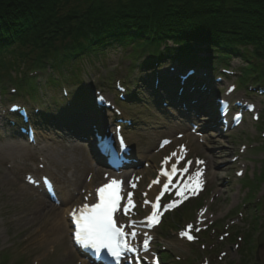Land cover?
<instances>
[{
    "label": "rangeland",
    "instance_id": "1",
    "mask_svg": "<svg viewBox=\"0 0 264 264\" xmlns=\"http://www.w3.org/2000/svg\"><path fill=\"white\" fill-rule=\"evenodd\" d=\"M169 45L172 43L169 42ZM132 50L131 46L108 47L106 55L100 59H84L79 62L80 70L76 71L79 72L76 78L69 77V72L52 73L46 69L35 75V92L28 88L20 89L12 82H0V252L6 256L5 261L0 255V263L76 264L80 257L70 240L71 228L65 210L82 203L88 188L83 184L73 186L72 182L82 177L94 187L103 181L101 171L98 170L99 178L89 172L93 162L87 141L93 138L94 127L91 122L97 119L98 114V108L93 107L92 103L87 105V117L80 119L82 133H86V137L79 136L81 133L70 134L67 127H43L39 119L37 147L27 145L25 139L17 138L11 134L10 129L2 125L6 122L2 118H14L7 112L9 104L20 102L32 108L38 105L41 108L51 107L55 111L56 107L65 106L66 100L61 95L63 86L70 90L75 101L78 100L80 89L75 87V82H80L84 87L86 100L89 96L94 99L96 91L100 90L113 101L118 97L115 93L117 80L122 84L126 80L129 93L135 87L130 82L137 83L141 78L144 81L150 78V72L137 69L129 74V57L134 50L130 55L129 53ZM170 66L167 62L159 70L167 72ZM245 66L246 63L239 56L230 58L228 67L233 68L234 75L225 77L226 83L221 84L220 90L225 89L228 84H235V97L242 99L246 96L255 102L260 110V121L254 122L246 117L244 124L228 133L227 137L215 136L200 142L191 134V138L184 136L175 142L186 143V154L191 159L205 158L209 173L205 192L166 216L164 222L154 231V246L167 254L166 264H241L244 261H247L246 264H264V245L257 246V237L264 231V97L252 95L245 90L249 85L240 83L238 76ZM204 71L208 73L207 69ZM217 72L213 75L218 76ZM11 76L17 80L22 74L12 70ZM51 77L58 81L50 83ZM13 88H17L16 94L13 93ZM134 103L139 105L132 103L124 112L135 121L128 131L133 152L149 163L141 171L140 178L144 188L156 174L162 156L174 147L156 154L158 138L169 133L170 126H175L174 129L178 130L180 121H166L155 109L154 101L143 86L136 92ZM75 106L78 110L81 108L77 104ZM73 128L77 129L76 122L73 123ZM233 156H239L237 162H231ZM212 158L217 160L215 165ZM40 164L44 167L41 168ZM239 169L244 170L241 179L236 176ZM27 173L48 174L56 182L60 199L64 202L57 210V233L50 229V219H28L27 209L37 198L35 195L27 197L23 194L22 184L33 188L25 180ZM261 173L263 177L260 176ZM42 197L41 200L45 203L42 211L51 214L54 210L46 205V199ZM257 202L261 203L256 205ZM203 211H207V227L193 243L181 239L178 233L184 224L195 223ZM169 217H173L172 224L163 228Z\"/></svg>",
    "mask_w": 264,
    "mask_h": 264
},
{
    "label": "trees",
    "instance_id": "2",
    "mask_svg": "<svg viewBox=\"0 0 264 264\" xmlns=\"http://www.w3.org/2000/svg\"><path fill=\"white\" fill-rule=\"evenodd\" d=\"M116 45L133 48L131 72H150L139 87L167 62L211 67L235 55L247 63L244 76L264 82V0H0V82L35 92L31 73L76 78L79 62Z\"/></svg>",
    "mask_w": 264,
    "mask_h": 264
},
{
    "label": "snow or ice",
    "instance_id": "3",
    "mask_svg": "<svg viewBox=\"0 0 264 264\" xmlns=\"http://www.w3.org/2000/svg\"><path fill=\"white\" fill-rule=\"evenodd\" d=\"M167 143V141H165ZM172 155H176L173 153ZM169 158H165L167 161ZM191 163V162H189ZM203 163V161H199ZM176 165H172L171 172L164 171L163 174L169 178L176 172ZM182 171H187L185 167ZM202 170H198L195 174L196 187H199V177ZM158 183V181H154ZM120 181L115 179L109 183L100 186L96 189L98 201L91 205L85 203L79 209H73L70 213L72 221L75 225L74 240L84 249H91V256L98 264L106 260L105 252L112 258L116 259L122 255L124 249L132 250L131 246L125 241L124 237L126 233L121 227H118L113 219V213L117 210L120 196ZM168 184H164V189L168 188ZM177 195H180L178 192ZM159 197L157 198V200ZM129 204H132L129 196ZM175 202H173L174 204ZM173 205H166L165 207H171ZM158 205L153 204V212L147 217L149 221H156L158 213L156 211ZM151 226V225H149ZM191 225L188 226L191 229ZM135 232L132 233L134 237ZM182 236H187L189 240L194 239L188 232H181ZM147 239L144 241L145 247H147Z\"/></svg>",
    "mask_w": 264,
    "mask_h": 264
},
{
    "label": "bare ground",
    "instance_id": "4",
    "mask_svg": "<svg viewBox=\"0 0 264 264\" xmlns=\"http://www.w3.org/2000/svg\"><path fill=\"white\" fill-rule=\"evenodd\" d=\"M50 70V69H49ZM52 70V69H51ZM171 72V71H170ZM169 72V73H170ZM35 108H40V106L38 105V106H35V107H30V108H25V109H27L28 111H30V110H32V109H35ZM92 123V122H91ZM88 125V124H87ZM189 138H191L190 136H188V139ZM12 149H14V148H12ZM12 149H10V151H12ZM178 153L179 154H181V151L179 150L178 151ZM177 158V157H176ZM175 158V159H176ZM212 160H213V164L215 165V161L217 162V160H216V158H212ZM92 166H93V168L94 167H97V165H95V163H93L92 164ZM194 167L196 168V165H194ZM130 171V170H129ZM129 171H127V172H125V173H129ZM90 172H92L93 173V175H94V177L95 178H97L98 176H99V173L98 172H94V170H90ZM76 181V180H75ZM75 181H73L72 182V184L75 182ZM70 182V181H69ZM22 188H23V194H25L27 197H29L30 195H35L36 196V198H37V200L34 202V203H32V204H30L29 205V207H28V209H27V213H28V215H27V217H28V219L30 220V221H33V220H35V219H37V218H39V219H41L42 217L43 218H45V219H50V222H51V226H50V229L54 232V233H57L58 232V227H57V225L55 224V219H56V216H57V210L59 209V207L58 206H56V204H54V203H52V202H50V201H48V200H46V202H47V206L48 207H50V208H52L54 211L50 214V213H45L44 212V210L42 211V206L43 205H45V203H44V201H42L43 200V195H40V194H35V192L37 191V190H34L32 187H30V186H28V185H25V184H22V186H21ZM87 188H88V192H91L93 189L91 188V184H88L87 185ZM156 192V187H150V189L148 190V193L151 195V196H153V194ZM69 197H71V196H69ZM42 199V200H41ZM71 208L72 207H69L68 209H66L65 210V213H66V215L68 216V213H69V211L71 210ZM46 214V215H45ZM207 214V213H206ZM208 217V215H204V214H202V215H200V218H201V220H202V222H204V221H206L207 218ZM64 221V220H63ZM65 222V221H64ZM64 222H63V225H64ZM81 261H79V264H88L85 260H83V259H80Z\"/></svg>",
    "mask_w": 264,
    "mask_h": 264
},
{
    "label": "water",
    "instance_id": "5",
    "mask_svg": "<svg viewBox=\"0 0 264 264\" xmlns=\"http://www.w3.org/2000/svg\"><path fill=\"white\" fill-rule=\"evenodd\" d=\"M262 245H264V231L258 236V247H261Z\"/></svg>",
    "mask_w": 264,
    "mask_h": 264
}]
</instances>
